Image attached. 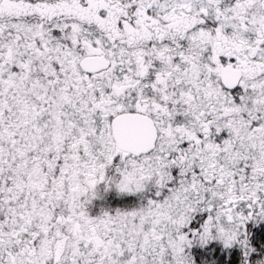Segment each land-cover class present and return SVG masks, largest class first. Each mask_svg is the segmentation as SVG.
I'll list each match as a JSON object with an SVG mask.
<instances>
[{
  "label": "snow or ice",
  "instance_id": "snow-or-ice-1",
  "mask_svg": "<svg viewBox=\"0 0 264 264\" xmlns=\"http://www.w3.org/2000/svg\"><path fill=\"white\" fill-rule=\"evenodd\" d=\"M0 264H264V0H0Z\"/></svg>",
  "mask_w": 264,
  "mask_h": 264
}]
</instances>
